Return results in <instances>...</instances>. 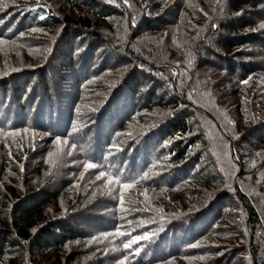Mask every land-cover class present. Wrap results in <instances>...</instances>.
Wrapping results in <instances>:
<instances>
[{"label": "trees", "instance_id": "1", "mask_svg": "<svg viewBox=\"0 0 264 264\" xmlns=\"http://www.w3.org/2000/svg\"><path fill=\"white\" fill-rule=\"evenodd\" d=\"M65 1L104 19L117 13L101 0ZM133 2L142 9L134 20L130 13L128 18L129 35L138 42L131 37L136 45L117 44L120 51L109 48L105 36L93 29L89 13L68 12L58 20L45 0H0V39L8 41L0 44V264H120L125 256V264L184 259L237 264L245 253L251 264H264V0ZM182 27L185 33L179 32ZM152 31L169 32V38L161 45L143 36ZM48 34L58 40L56 47L36 56ZM7 49L23 60L11 63ZM115 51L125 58L118 65L112 60L120 53ZM127 62L129 69L113 84L92 94L85 91L102 73ZM213 69L228 74L231 95L218 91ZM174 70L183 74V82L184 74L191 73L188 95L179 90ZM249 76L248 84L241 83ZM86 104L90 116L83 112ZM157 112L164 114L157 118ZM132 116L140 127L125 136L124 124H131ZM200 117L210 121L216 140L226 146L228 161L225 157L223 163L232 168L233 182L210 179L213 174L202 169V160L217 154L207 147L212 135ZM41 133L52 139L54 152V140L61 138L54 165L48 163V154L21 156L24 148L32 151L40 145ZM22 137L28 142L18 141ZM168 141L172 143L165 146ZM86 163L97 167L85 171ZM101 171L106 176L96 180ZM145 173L151 178L124 190L127 211H120V185L108 184L107 175L132 183ZM199 182L216 192L202 197L191 185ZM172 194L190 206L182 210L165 205ZM193 208L199 210L189 213ZM141 221L151 222L138 227ZM118 227L130 235L116 236ZM146 232L155 235L130 249L123 247ZM93 237L97 240L89 244ZM83 253L92 254L88 262Z\"/></svg>", "mask_w": 264, "mask_h": 264}, {"label": "rangeland", "instance_id": "2", "mask_svg": "<svg viewBox=\"0 0 264 264\" xmlns=\"http://www.w3.org/2000/svg\"><path fill=\"white\" fill-rule=\"evenodd\" d=\"M47 1L50 5H51V9L53 11H55L54 14H56L58 20H62L64 14H68L71 13L73 15L78 14V13H89L93 16L94 21H95V27L93 28L96 32H98L100 34V36H105V38L108 41V45L109 48H112L114 46H117V49H121L119 45L124 46H131L130 44H135L136 43H132L131 42V37L132 40H134V42H138V39L134 38V35H129L130 34V28L128 27V18H129V13L131 15L132 18L138 17L139 13H142V9L140 7V5L138 4V2H133V0H128V5H131V7H129L128 5H125L123 3V0H101L103 4H106V6L108 5V7L113 8L115 10H117V13H113V14H109L111 15V17L113 15H115V17L111 18V19H104V18H100L98 16H96L94 13L90 12V8L87 7H74L72 6L70 3L66 2L65 0H45ZM99 0V2H101ZM193 1H197V0H193ZM113 6V7H112ZM125 8H127L126 13L124 12ZM190 18H193L192 15H190ZM138 19V18H137ZM140 20V19H139ZM112 21V22H110ZM115 23L117 24V29L115 30V28L113 27L115 25ZM143 23V22H142ZM111 26H110V25ZM179 29V27L174 28L172 31L174 34L175 31H177ZM184 32L185 33V29L182 27L181 30H179V32ZM42 33V32H41ZM41 33H39L40 35H42ZM169 32H148L146 34H144V37H147V39H152V40H157L159 41V43H161V45L163 43H165L167 41ZM32 36H39L38 34H31ZM47 40L46 46L43 47L42 51H40L39 53L36 54V56H42V54H46L45 51H48V49H51L50 52H53V48L56 47L55 43L58 42V40L54 37H51L49 34L46 36V38H44V40ZM62 42V41H60ZM58 44V47H60L62 45V43ZM172 45V44H171ZM7 53L9 54V61L11 63L14 62H20L23 60V57L20 58H13L12 53L9 52V49L6 50ZM120 51H115V52H120ZM49 52V51H48ZM175 54V53H173ZM170 54V57L173 55ZM113 55V54H112ZM120 55V56H119ZM119 57L116 55L112 56V60L114 61V63H116L115 65L120 64L121 62L125 61L124 56L122 55V52L119 53ZM169 56V55H166ZM17 57V56H14ZM119 58V59H118ZM22 59V60H21ZM58 59V58H56ZM118 59V60H116ZM127 59H129V57L127 56ZM28 61V60H27ZM50 61H55V60H50ZM121 61V62H120ZM2 65V63H0ZM0 65V68L2 67ZM130 67V62L125 63V65L123 67H117L116 69H112L109 71H106L104 73H102V75L97 78V80L91 81L90 83H88V85L86 86L85 91L90 92V94H92L93 92H98L101 89H105L108 86H110L111 84H113L114 81L118 80V77H120L125 71H127ZM175 71V78L176 81L178 82L179 85V90H181L183 92V94H187L188 95V86H190L191 84H189L192 81L191 78V73H185V77H186V81L183 82V74L182 75H177L176 70ZM212 73V80L215 86L218 87V91L221 92V94L223 96H225L226 91H229L230 93H228V95L231 93H233V89H231V83L228 82L229 80V76L228 74H224V73H220L217 70L213 69L211 70ZM148 80H150V78L148 77ZM148 80H146L145 78V82H148ZM220 80V81H219ZM168 88L166 89V91L169 93L171 92L170 90V86L166 85ZM191 87V86H190ZM97 89V91H95ZM190 91V90H189ZM235 92V91H234ZM198 97L203 98V94L201 93H195ZM227 95V96H228ZM90 96V95H89ZM167 96V95H166ZM88 97V95H85V98ZM219 97V96H218ZM217 99V100H216ZM224 100V99H223ZM213 104H218V98L214 97L212 99ZM95 103V101H93L91 104ZM88 104L85 105V107L83 108V112L85 114V116H90V112H91V107L88 108ZM214 108V107H213ZM255 109V108H254ZM224 110V109H223ZM162 114L164 113H156L157 118L161 117ZM220 114V113H219ZM135 116L129 117L132 118L133 120L131 121V124L127 125L124 124V126H126L127 129H125L126 132H128V135L125 136H131L133 135L134 132H136V130L140 127V122H137L138 120H136L134 118ZM155 117V116H154ZM201 118V117H200ZM199 119L198 115L196 114L195 116V120L197 121ZM202 119V118H201ZM201 126L204 128L205 132H209V134L212 135V137L210 138L211 140H213L209 145H207V147H212L214 149V151H216V156L213 158L211 155L206 156L205 159L202 160V162L200 163V165H203L202 169L205 167L207 169H209L210 173L213 174V176L211 175L210 179L214 178L217 180H220L222 178H226L228 180H232V182L235 180V176L234 173L232 171L231 167L225 166V164L223 163L225 157L227 160V156H224V152L226 151V149L222 148L223 145H221L220 143H218V135L216 133V131L214 130V126L210 123L209 120H204L202 119V124ZM40 139H42L40 145H33L30 150L32 149V151H29L28 148H24L23 152L21 154L22 158L25 159V157L29 154H37L36 157H42L46 154H49L50 152H54L55 149L52 147V143H51V138H49L48 135H45L44 133L40 134ZM209 139V140H210ZM23 140L28 142L29 139H24V137H22L21 139H19L18 141ZM225 145V144H224ZM25 146H22L21 148H23ZM9 149H13L12 147H10ZM54 150V151H53ZM223 151V153H222ZM17 152V151H16ZM219 152V153H218ZM227 152V151H226ZM18 153V152H17ZM20 153H18L19 155ZM14 160V157H11ZM15 161V160H14ZM228 161V160H227ZM21 162H23V160H21ZM199 165V166H200ZM198 166V168H199ZM52 168L49 167L46 171V174H50L51 173ZM58 171V170H56ZM230 176V177H225V176ZM64 176V174L62 172H60V179L58 177L59 180H61ZM234 177V179H233ZM77 179V178H76ZM94 178L90 179L88 185L93 184ZM249 181L247 180V183ZM68 183V182H67ZM192 186L196 187L200 193L202 197H206L209 194L212 195V193L216 192L214 190L213 187H211L209 184L206 183H192ZM249 186L253 187V185L251 183L248 184ZM216 189V188H215ZM164 191V190H163ZM151 197V200H154V197H152L151 195H146V197ZM149 197V198H150ZM172 201L171 202H166L165 205H169V206H173L175 209H187L188 203L184 202V201H180L178 197H175L172 194ZM150 200V199H149ZM159 199L155 198V201L158 205V208H161V201H158ZM164 205V206H165ZM156 210V209H154ZM239 220V218L237 219ZM240 222V220H239ZM242 229V228H241ZM223 242V241H222ZM90 248V247H88ZM87 251V250H85ZM83 255L85 256L84 260L86 262H88L89 257L92 255H90V253H83ZM252 260L251 258H249L248 254H242L241 256L238 257L237 259V264H251ZM173 264H201L198 261H193V262H188L186 259L184 260H179L174 262Z\"/></svg>", "mask_w": 264, "mask_h": 264}, {"label": "snow or ice", "instance_id": "3", "mask_svg": "<svg viewBox=\"0 0 264 264\" xmlns=\"http://www.w3.org/2000/svg\"><path fill=\"white\" fill-rule=\"evenodd\" d=\"M123 3L125 4V5H128V0H123ZM129 7H131V5H128ZM3 7H7V5L5 4V5H3ZM221 11H222V9H221ZM242 13H236V15H241ZM45 17H43V16H41L40 17V19H44ZM135 18H133V20H134ZM213 27H216V25L215 24H213ZM260 28L261 29H264V23H262L261 25H260ZM32 31L33 32H38V31H41L40 29H37V28H33L32 29ZM21 36H23V34H21ZM8 43V41H6V40H3V39H0V44H7ZM13 43H15L14 41H13ZM48 51L50 52L51 51V49H48ZM189 67H191V61H189ZM14 71L15 70H17V69H13ZM5 75H7V73H5ZM177 75H179L178 73H177ZM249 80H251V76H249L248 77V79H245V80H243V81H241V83H243V84H248L249 83ZM167 115H172V113L171 112H169V113H167ZM25 132H27L28 131V129H25L24 130ZM78 131V128H76V127H74L73 128V132L75 133V132H77ZM4 135H11V136H17V135H19V133L18 132H6V133H4ZM178 139H180V138H182V137H177ZM54 143L57 145V150H56V152H50L49 154H48V156H49V160H48V163L49 164H56V162H57V160L59 159V157H60V154H61V151H62V149L59 147L60 145H61V138L60 137H56L55 138V140H54ZM170 143H172V141H168V142H166V144H165V146H167L168 144H170ZM63 144L64 145H67L68 144V141L67 140H64L63 141ZM76 147V145H72V148L74 149ZM222 148H224V149H226V146H222ZM115 151L116 152H118V151H120V149H115ZM9 154H11V153H9ZM72 153H71V151H69L68 153H67V155H71ZM112 154H115L114 152L112 153ZM224 155L225 156H227V152L225 151L224 152ZM238 159V158H237ZM83 167H84V169H85V171H88V170H90V169H94V168H96L97 167V165L96 164H94V163H86V164H84L83 165ZM20 168L21 169H23V165H20ZM81 176H83V173L81 174ZM106 176V173L104 172V171H101L100 173H99V175H97L96 176V180H101L102 178H104ZM151 177L148 175V173H145L142 177H140V179L139 180H136L135 178L133 179V182L132 183H125V182H122V179L120 178V177H114V176H112L111 174H108L107 175V182H108V184H117V185H120V189H121V192H120V195H119V210L120 211H127V209H125L124 207H123V205H124V202H125V196H124V190H127V189H132L134 186H135V184H137V183H140V181H142V180H148V179H150ZM145 191H147V190H145ZM111 193H112V189H108V194L109 195H111ZM104 193H101V195H103ZM145 199H147V197L145 196ZM133 203H135V201H133ZM199 209H195V208H193V209H190L189 210V213H191V212H193V211H198ZM157 212H160V211H162V210H160V209H157L156 210ZM161 219H163V216H161ZM151 221H148V222H144V221H141L137 226L138 227H144V225H145V223H150ZM36 231V229H33V232H35ZM108 235H111V233L110 234H104V238H107V236ZM115 235L116 236H126V235H130L129 233H125V232H123V231H121L120 230V228L118 227L116 230H115ZM155 235V233H145V234H143V235H138V236H134V237H132L127 243H125L124 245H123V247L125 248V249H130L131 247H132V245H134V244H139V242L140 241H148V240H150L151 238H152V236H154ZM94 240H97V237H93L91 240H89L88 241V243L89 244H91ZM77 243H79V242H77ZM196 246H198V245H196ZM138 251H139V248L137 249V253H138ZM128 260V257L127 256H125L124 258H123V260H121L120 261V264H125V262Z\"/></svg>", "mask_w": 264, "mask_h": 264}]
</instances>
